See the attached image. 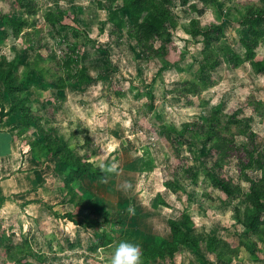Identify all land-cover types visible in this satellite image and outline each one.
<instances>
[{
	"label": "rangeland",
	"instance_id": "rangeland-1",
	"mask_svg": "<svg viewBox=\"0 0 264 264\" xmlns=\"http://www.w3.org/2000/svg\"><path fill=\"white\" fill-rule=\"evenodd\" d=\"M2 63L79 208L19 215L0 264H264V0H0Z\"/></svg>",
	"mask_w": 264,
	"mask_h": 264
},
{
	"label": "crops",
	"instance_id": "crops-1",
	"mask_svg": "<svg viewBox=\"0 0 264 264\" xmlns=\"http://www.w3.org/2000/svg\"><path fill=\"white\" fill-rule=\"evenodd\" d=\"M1 108L9 112L7 99L0 100ZM16 121V114L0 121V243L3 231L19 215L36 218V212L46 210L74 216L79 208L77 190L64 186L63 173L55 172V166L40 160L15 138Z\"/></svg>",
	"mask_w": 264,
	"mask_h": 264
},
{
	"label": "trees",
	"instance_id": "trees-1",
	"mask_svg": "<svg viewBox=\"0 0 264 264\" xmlns=\"http://www.w3.org/2000/svg\"><path fill=\"white\" fill-rule=\"evenodd\" d=\"M127 8L128 9H130L131 10V12L132 13H134V9H132V6L131 5H127ZM149 32H151V33H155L156 32V28L154 27V25H148V26H146L145 27ZM3 61H5V60H3ZM257 66H259V65H255V68L258 70V71H260V72H264V68L263 67H260L259 66V69H258V67ZM4 68H6V63L4 64V63H2L1 65H0V72L2 71V70H4ZM7 87H9V86H7ZM14 91L15 92H18V90L17 89H13L12 91L11 90H7V92L9 93V95H11V94H13L14 93ZM11 99V101L14 103L15 101H16V97H12V98H10ZM18 107H20V106H18ZM19 108H17L16 106H14V105H12L11 106V109L9 110V112H7L6 113V111H5V109L4 108H1V111H0V121H2L3 120V118H5L7 115H9V114H16V113H19ZM22 110V109H21ZM26 116V115H25ZM25 116H23L24 117V119H25ZM79 176V173H76V174H72L71 173V175H69V177H68V179H67V188L68 189H70V190H76V187L78 186V177ZM225 191H226V188H225ZM55 216H57V217H59L57 214H55ZM62 218H65V219H68L69 221H71V222H73V223H75L74 222V216L73 215H71V214H67V215H65L64 217H62ZM76 224V223H75ZM172 228H173V230L175 231V232H179V229H178V226H177V224H175V223H172ZM247 228H251L250 226L248 227L247 226ZM187 236H190V235H187Z\"/></svg>",
	"mask_w": 264,
	"mask_h": 264
},
{
	"label": "clouds",
	"instance_id": "clouds-1",
	"mask_svg": "<svg viewBox=\"0 0 264 264\" xmlns=\"http://www.w3.org/2000/svg\"><path fill=\"white\" fill-rule=\"evenodd\" d=\"M109 264H142L139 244L121 240L115 245Z\"/></svg>",
	"mask_w": 264,
	"mask_h": 264
}]
</instances>
